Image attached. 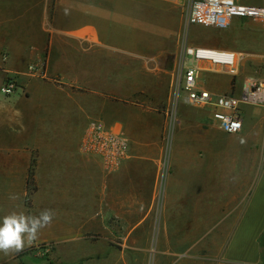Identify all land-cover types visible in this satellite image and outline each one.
Returning <instances> with one entry per match:
<instances>
[{
    "label": "crops",
    "instance_id": "obj_1",
    "mask_svg": "<svg viewBox=\"0 0 264 264\" xmlns=\"http://www.w3.org/2000/svg\"><path fill=\"white\" fill-rule=\"evenodd\" d=\"M153 1L0 0V86L8 77L19 86L11 97L0 93V153L23 156L26 183L30 171H46V179L33 176V213H55L35 241L45 254L26 245L0 252V264H264V105L242 107L235 135L209 109L193 111L202 129L175 136L158 196L168 70L136 51L165 38L154 31L167 16L159 18ZM237 1L264 7V0ZM191 27L213 38L191 46L242 53L240 71L264 80V21ZM217 75L203 71V86L229 94L231 80ZM92 120L129 140L117 171L80 151ZM187 138L196 141L182 146Z\"/></svg>",
    "mask_w": 264,
    "mask_h": 264
},
{
    "label": "built area",
    "instance_id": "obj_2",
    "mask_svg": "<svg viewBox=\"0 0 264 264\" xmlns=\"http://www.w3.org/2000/svg\"><path fill=\"white\" fill-rule=\"evenodd\" d=\"M264 21V7L245 5L237 0H190L185 15L187 26L197 25L220 30L229 29L235 19ZM245 56L231 50L183 45L179 55L176 73L172 82L174 101L184 99L186 104L211 111V119L227 134H239L243 130L242 107L264 105V80L249 77L244 80L241 91L236 94H213L203 86V71L237 78ZM190 63V67L186 66ZM31 74L45 77L35 66ZM19 89L17 80L8 77L0 86V93L11 97ZM84 155L99 159L107 172L117 171L129 156V140L115 127H108L101 121H90L80 141ZM167 165L163 162L159 179L158 196L164 194ZM160 190V191H159ZM163 192V193H162Z\"/></svg>",
    "mask_w": 264,
    "mask_h": 264
},
{
    "label": "rangeland",
    "instance_id": "obj_3",
    "mask_svg": "<svg viewBox=\"0 0 264 264\" xmlns=\"http://www.w3.org/2000/svg\"><path fill=\"white\" fill-rule=\"evenodd\" d=\"M190 0H155L153 1L152 8L153 10H159L158 16L159 18H163L165 15L167 16L166 20L161 19L162 26L157 28L154 32L156 34H161L162 41H153L150 44H145V47H141L142 45L137 46V53H141L142 55L149 57H157L162 59V63H165V67L168 70V104L165 107H161L159 109L163 110L166 115L162 117V134L164 138V155L161 164V168L163 162H166L167 172L166 178L169 173V163H170V154L171 149L173 147L175 136L179 137V131L183 134L186 131H194L202 129L201 125L193 120V111L198 110L199 108L190 106L186 104L184 99H179L178 102L174 101V97L172 94V82L176 73V68L179 60V55L181 52V48L183 45H192L193 43H209L213 41L208 34L202 33L201 31H193L192 27L186 25L185 15L189 8ZM202 29V28H201ZM159 30V32H157ZM186 66L190 67V63L186 62ZM209 76V75H207ZM221 76V75H217ZM250 77L245 73L242 69L237 78L233 79L228 77L231 80L230 93L238 95L241 91L242 83L246 78ZM42 79V77H40ZM203 85L206 84V78L203 76ZM236 87V89H235ZM159 94L160 92H155V94ZM229 93V94H230ZM206 128V127H205ZM258 128L264 130L263 126H259ZM209 129L220 131V129L214 125L210 124ZM221 132V131H220ZM182 146H190L192 142H195V139L187 138L180 139ZM179 145V138L176 139V143ZM221 146L224 145L223 142H220ZM234 143L231 144V146ZM248 147V144H245ZM253 147V145H252ZM23 156L21 155H4L0 153V219L6 213H10L13 210L16 211H25L28 214L34 215L33 210V200L34 196L37 194V190L39 189L37 185V181L35 185L26 183L28 179V172L20 170V161ZM11 163L9 166L11 170L5 171L4 163ZM263 165H264V157H263ZM261 168L259 166L258 171L260 172ZM264 171V170H263ZM8 174V179L5 174ZM161 174V172H160ZM36 175V176H35ZM35 180L38 179H46L47 174L46 171H34ZM6 178V179H5ZM25 181V182H24ZM29 181V180H28ZM166 181H164V189L165 190ZM160 191V190H159ZM163 193V192H162ZM12 195H17L19 198L16 200H12L9 197ZM29 252L38 251L39 254H45L47 252L46 245L44 243H32L28 246ZM3 255V254H1ZM19 255H21L19 253ZM17 255V256H19ZM1 262V261H0ZM33 263H40L39 259L33 260ZM3 264V262H2Z\"/></svg>",
    "mask_w": 264,
    "mask_h": 264
},
{
    "label": "clouds",
    "instance_id": "obj_4",
    "mask_svg": "<svg viewBox=\"0 0 264 264\" xmlns=\"http://www.w3.org/2000/svg\"><path fill=\"white\" fill-rule=\"evenodd\" d=\"M9 198L16 200L19 197L12 195ZM54 216L52 209H44L38 215L16 210L4 215L0 219V252L5 255L18 253L31 245L42 229L51 226Z\"/></svg>",
    "mask_w": 264,
    "mask_h": 264
},
{
    "label": "trees",
    "instance_id": "obj_5",
    "mask_svg": "<svg viewBox=\"0 0 264 264\" xmlns=\"http://www.w3.org/2000/svg\"><path fill=\"white\" fill-rule=\"evenodd\" d=\"M33 176H34L33 173L30 171V172H29V184L32 183Z\"/></svg>",
    "mask_w": 264,
    "mask_h": 264
}]
</instances>
